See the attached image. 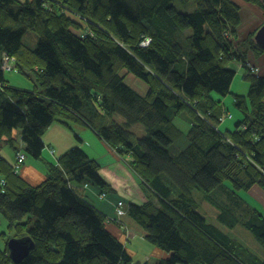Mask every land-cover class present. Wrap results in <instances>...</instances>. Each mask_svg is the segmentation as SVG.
<instances>
[{"label":"trees","instance_id":"trees-1","mask_svg":"<svg viewBox=\"0 0 264 264\" xmlns=\"http://www.w3.org/2000/svg\"><path fill=\"white\" fill-rule=\"evenodd\" d=\"M243 1L264 9L261 0ZM228 22L235 36L230 43L223 36ZM241 26L234 0H0V56H15L18 72L34 84L13 85L0 68V147L16 148L17 134L25 162L41 159L54 122L71 130V123L85 125L117 157H132L130 166L155 194L144 204L130 202L127 214L146 242L167 254L156 264H264L209 221L194 196L203 191L221 211L219 221L233 229L239 217L229 216L212 192L227 187L257 200L259 189L264 194V49L252 32L240 54L246 64L253 52L262 75L239 68L250 88L234 95L237 119L224 102L239 71L230 54L243 40ZM28 31L40 37L35 49L23 42ZM127 74L144 82L147 92L132 88ZM181 117L190 125L187 133L175 123ZM229 120L234 126L221 128ZM137 124L145 128L141 136ZM180 140L187 142L183 148L176 145ZM17 156L12 164L0 154V215L14 237L35 242L18 264H142L134 261L126 230L124 238L114 231L122 221L109 218L77 186H107L98 160L75 146L32 184L19 173ZM247 202L242 224L264 246V203ZM10 238L0 246V264H16Z\"/></svg>","mask_w":264,"mask_h":264},{"label":"rangeland","instance_id":"rangeland-1","mask_svg":"<svg viewBox=\"0 0 264 264\" xmlns=\"http://www.w3.org/2000/svg\"><path fill=\"white\" fill-rule=\"evenodd\" d=\"M236 3H239V6L241 7V13H242V26L243 32L239 33V36L241 35L240 39H243L240 43V45H237L235 47L234 45V52L230 54L231 57V65L235 66L237 69L242 68L245 66L246 69H248L251 72V68L249 67V65L243 64L242 62V58L243 56L240 54V50L243 48L241 47V44L243 43V41L247 40L249 38L250 33H254V40H255V35L257 34V32L264 27L263 22H264V9L257 5V4H252L250 2H245L243 0H234ZM262 2H264V0H261ZM262 25V26H261ZM241 26V27H242ZM259 26H261L259 28ZM256 27V28H255ZM84 32L86 35L92 34V32L86 30V31H82ZM225 33H223V36L226 40H228V42H233L234 40V32H233V28L230 24V22H228L227 27L225 28ZM39 35L33 31H28L24 37H23V42L29 46L32 49L37 48L38 46V42H39ZM244 49V48H243ZM248 55H252L253 57V52H249L248 51ZM264 57V55H263ZM0 68L1 70L4 72V74L6 75V77L8 78V80L11 82V84L19 86V87H25V88H29V89H33L34 88V84H30L29 80L27 79L26 76H24L23 74L18 72V68H17V61H16V57L15 56H10L8 54H6L5 52L1 53L0 56ZM253 59V58H252ZM252 64L254 65L255 63L252 62ZM257 67H259L261 70V66L260 65H255ZM247 71V70H246ZM247 71V72H249ZM126 74V73H125ZM246 72L242 69H239V71L237 72L234 81L232 83L231 86V93L229 94L228 97L224 99L225 102V107L227 109H230L234 116L235 119H237V116L240 115V113L238 112V110L235 108L234 104H233V100H234V95H247L249 92V88H250V83L247 81L249 80L247 78ZM126 81L127 83L134 89L137 90V92L139 91L140 93H146L147 92V86L144 82H142L140 79L136 78L134 75L132 74H127L126 75ZM2 87V84L0 83V88ZM214 97L216 99H223L224 97L221 95H218L216 93H213ZM230 122L228 123L227 127H225V125H222V123H220V126L222 125L221 128H223L224 130H226V128H232L234 126V120H229ZM176 125L182 129V131H184L185 133H187L190 129V125L189 123L181 118H178L175 121ZM73 130L76 132L77 135H79L82 139V147L84 148V151L86 152V154L94 160H101V158L106 154L107 152V148H106V142H104L92 129H90L89 127L85 126V125H81V124H73L71 123ZM75 127H78V129H76ZM87 130V132L92 133L93 135H95L99 140H102L99 144L95 141H93L91 139V137L89 136V134H84L82 135V133H84V131H81V128H85ZM71 131V130H69ZM134 131L136 134H138V136H141L142 134L145 133V128L143 125L141 124H137L134 127ZM75 132H73V135H76ZM49 134V131H48ZM50 136H55L56 135V130L55 128H53V130L50 131ZM19 137H21L20 135L14 136V139H18ZM85 138V140H84ZM77 140V138H76ZM17 141V140H16ZM78 141V140H77ZM186 140H180L176 145H178L180 148H183L186 145ZM78 144L80 145V142L78 141ZM12 145L10 144H3L0 147V154L2 156H6L7 158L11 159V157H8V152L13 153V149H12ZM53 148L49 149V152L51 154H53L52 152ZM70 150V149H69ZM173 153H176L173 149H171ZM118 158L124 162L125 166L130 169V173L133 176L132 178H134L135 180H137V185L140 187H138V193L141 195H143L144 197L147 198V201L150 200L151 198L155 200V194L152 193V191L147 187H145L143 185L144 180L141 177V175L139 173H137L136 171H134V169H132V166H130V162L132 160V157H129L128 155H119ZM33 159V158H30ZM30 161V160H29ZM104 162V160H101ZM100 162V161H99ZM25 163L22 162L21 165H23ZM228 183V182H226ZM93 186H100L99 184L96 183H92ZM230 187V185H228ZM105 187V186H102ZM80 188V187H79ZM87 188V187H84ZM232 189H228L227 187H222V188H217L216 190H214L212 192V194L214 195V197L221 202L222 204H225L228 206L229 211L228 214L229 216H231L232 213H235L241 223L235 227V228H229L226 225H224L223 223H221V221H219V214H220V210L217 209L215 206H213L212 204H210L205 198H204V192L200 191V190H196L194 192V196L198 202V206H199V211L211 222L215 223L216 225H218L222 230L232 234L233 236H236L238 239H240L244 245L252 252H254L255 254H257L258 256L264 258V246L261 244V242L253 235V233L249 230H247L242 222L243 216H246L248 213L246 212L248 208H251V206L249 205L250 203H248L247 201H250L253 206H258L259 208H263V203H264V194L262 193V191L259 189L257 194H258V199L257 200L253 195L250 194H246L243 191H235L236 195L231 193ZM109 195L108 198H106L105 200H102L99 198V196H97V198L99 199V203H102L103 205H110L109 202H111V199L114 197V194H112L111 190H109ZM240 199L242 206L240 207L237 204V201ZM146 201V202H147ZM263 202V203H262ZM113 206V214L115 215L116 218H120V217H124V219L128 222V221H132L134 223V225H136V227H139V230L136 231L137 234L139 235H143L144 231L142 230V228L139 226V224L136 223V221L134 219H132L128 214H127V205L124 208V214L120 215L117 212V209L114 210ZM245 209V210H244ZM262 211V210H261ZM242 214H244L243 216H241ZM247 219V218H246ZM123 224V222H122ZM122 230L124 229V224L121 225ZM126 227V225H125ZM126 230V229H125ZM6 233V237L5 239L2 238V234ZM11 236H13V232H11V230L9 229V222L6 218L2 217L0 215V246H4L6 243V240H8ZM130 235H127V239L131 240V242L128 244L129 248L131 250H133L135 252L134 255V261L135 263H146L148 262V264H156L157 262H159L161 260V257H157L155 255H153V249L155 248V246L153 244H151L150 242H146L148 249L144 248L143 246H141L138 242L137 239L133 238L130 239L128 238ZM11 238H15L14 236ZM10 238V239H11ZM146 241V240H145ZM148 253L151 254V260L147 261L146 259V254Z\"/></svg>","mask_w":264,"mask_h":264},{"label":"crops","instance_id":"crops-1","mask_svg":"<svg viewBox=\"0 0 264 264\" xmlns=\"http://www.w3.org/2000/svg\"><path fill=\"white\" fill-rule=\"evenodd\" d=\"M251 58H255V55H249ZM248 56V57H249ZM263 56L259 57V60H261ZM257 59V58H255ZM254 60V59H253ZM264 63V62H263ZM262 63V64H263ZM230 110V109H228ZM231 111V110H230ZM230 122V121H228ZM227 122V123H228ZM228 125V124H227ZM227 125L225 127H227ZM55 128L56 135L50 136V131ZM78 129V127H75ZM71 130L67 125L62 124L60 122H54L51 127L46 131L44 135V141L46 144V147L43 151V156L41 159H30V157L27 158L26 162L22 165L21 169L19 170V173L30 183L32 184H39L42 182L46 174L49 171V164H56L58 163L59 158L61 155L66 153L69 149L80 146L82 147V141L78 140L80 142V145L78 144V141L76 140L77 136L79 135H73V130ZM79 130V129H78ZM87 130L85 128H81V131H84L82 135L89 134L91 139L99 144L102 140H99L95 135H93L90 132L85 131ZM226 130H230L229 128H226ZM49 131V134H48ZM76 134V132H75ZM81 138V137H80ZM16 148L13 149V153L8 152V157H11V159L7 158L12 164H15L16 162V155L22 149L24 148V144L21 141V137L16 139ZM85 140V138H84ZM103 142V141H102ZM106 145V144H105ZM53 148L55 149V154H51L49 152V149ZM107 152L106 154L101 158L100 164L101 169L99 171L100 175L103 177V180L106 181L107 186L102 187L100 186H93L92 183L89 187L84 188L82 184L77 185L78 187L82 188L84 190V194L87 196V198L104 214L108 215L109 218L121 220L124 224V229H126L127 235H130L128 238L130 239H137V242L143 246L144 248L148 249L147 243L143 237V235H139L136 233V231L139 230V227H136L132 221H126L124 217L116 218L113 214V206L114 210H116V205L119 201H124V208L126 205L130 202H134L136 204H144L147 201V198L144 197L142 194L140 195L138 193V190L140 187L137 185V180L132 178L133 176L130 173L129 167L127 168L114 153L112 149L106 145ZM84 150V148L82 147ZM4 157V156H3ZM30 160V161H29ZM139 189H138V187ZM109 190H111L112 194H114V197L111 199V202H109L110 205H103L102 203H99V199L97 196L100 195V193L105 192L107 194L106 198H108ZM100 198V196H99ZM106 198L102 199L105 200ZM101 199V198H100ZM126 225V227H125ZM123 229V230H124ZM114 231L120 236L122 235V227H114ZM126 235V237H127ZM130 241V240H128ZM153 255L157 257H166L167 254L163 253L162 251H158L156 248L153 249ZM146 259L151 260V254H146Z\"/></svg>","mask_w":264,"mask_h":264},{"label":"water","instance_id":"water-1","mask_svg":"<svg viewBox=\"0 0 264 264\" xmlns=\"http://www.w3.org/2000/svg\"><path fill=\"white\" fill-rule=\"evenodd\" d=\"M256 43L264 49V27L255 35ZM10 257L14 263L22 262L35 246L34 240L29 237L11 238L8 242Z\"/></svg>","mask_w":264,"mask_h":264},{"label":"built area","instance_id":"built-area-1","mask_svg":"<svg viewBox=\"0 0 264 264\" xmlns=\"http://www.w3.org/2000/svg\"><path fill=\"white\" fill-rule=\"evenodd\" d=\"M246 63L249 65V67H252L251 69H253V71H254V70H257V68L255 67V65L252 64V61L247 60ZM52 152H53V150H52ZM17 155H18V156H17V162H18V165H19V164H21L22 162L25 161L26 156H25L24 153H22V151L18 152ZM16 164H17V163H16ZM106 196H107V194H106L105 192H103V193L100 194V198H101V199L106 198ZM116 209H117V212H118L120 215H123V214H124V201H123V200H122V201H119V202L117 203V205H116Z\"/></svg>","mask_w":264,"mask_h":264},{"label":"bare ground","instance_id":"bare-ground-1","mask_svg":"<svg viewBox=\"0 0 264 264\" xmlns=\"http://www.w3.org/2000/svg\"><path fill=\"white\" fill-rule=\"evenodd\" d=\"M256 68H257V70H254L253 71V69H251V74H253V75H255V76H259V75H262L261 73H262V70L259 68V67H257V66H255Z\"/></svg>","mask_w":264,"mask_h":264},{"label":"clouds","instance_id":"clouds-1","mask_svg":"<svg viewBox=\"0 0 264 264\" xmlns=\"http://www.w3.org/2000/svg\"><path fill=\"white\" fill-rule=\"evenodd\" d=\"M247 60H250V61H252V62H253V60H252L251 58H249V59H247Z\"/></svg>","mask_w":264,"mask_h":264}]
</instances>
